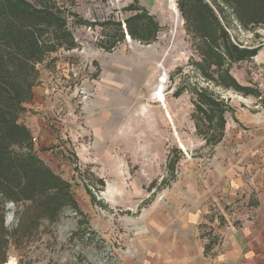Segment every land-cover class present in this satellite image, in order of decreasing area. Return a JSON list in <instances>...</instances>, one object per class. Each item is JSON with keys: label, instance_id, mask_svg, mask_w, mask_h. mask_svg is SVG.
<instances>
[{"label": "rangeland", "instance_id": "374dc122", "mask_svg": "<svg viewBox=\"0 0 264 264\" xmlns=\"http://www.w3.org/2000/svg\"><path fill=\"white\" fill-rule=\"evenodd\" d=\"M55 1L94 24H73V48L50 53L38 66V83L42 69L52 70L48 107L25 102L18 115L30 126L44 118L43 127L53 129L51 142L40 146L34 131L31 144L68 180L80 211L64 207L26 246L9 247L3 264H124L140 229L151 223L147 216L167 211L175 182L210 167L226 122L240 124L236 109L264 114V24L243 27L215 0L231 42L249 54H224L218 65L184 29L176 0H137L158 21L157 36L144 43L124 32L112 49L100 45L118 33L100 23L128 16L124 7L134 0ZM100 91L95 117L90 106ZM203 95L212 97L216 115L201 103ZM8 218L12 227L13 211Z\"/></svg>", "mask_w": 264, "mask_h": 264}, {"label": "trees", "instance_id": "16d2710c", "mask_svg": "<svg viewBox=\"0 0 264 264\" xmlns=\"http://www.w3.org/2000/svg\"><path fill=\"white\" fill-rule=\"evenodd\" d=\"M134 1L124 7L130 11L128 16L100 23L118 33L100 47L112 49L124 32L144 43L157 36L158 21L147 7ZM212 1L216 6L210 0H176L184 29L200 38L204 52L218 65L224 54L249 56L231 42L216 7L224 3L247 27L264 24V0ZM73 24L91 26L94 22L83 20L55 0H0V264L7 260L9 247L19 251L26 246L43 222L60 219L64 207L80 211L70 183L34 152L32 132L18 115L33 96L38 66L50 53L75 45ZM203 96L201 103L216 115L212 97ZM8 202L14 205L12 227L4 220Z\"/></svg>", "mask_w": 264, "mask_h": 264}, {"label": "crops", "instance_id": "0c3cea01", "mask_svg": "<svg viewBox=\"0 0 264 264\" xmlns=\"http://www.w3.org/2000/svg\"><path fill=\"white\" fill-rule=\"evenodd\" d=\"M51 73L41 70L25 107H48ZM98 93L100 101L90 106L95 117L101 114ZM234 115L243 126L226 122L210 167L200 166L201 175L195 168L194 178L191 172L175 182L164 202L167 211L147 216L151 223L140 229L124 264H264V114L236 109ZM43 120L24 123L32 135L37 131L40 146L56 136Z\"/></svg>", "mask_w": 264, "mask_h": 264}, {"label": "water", "instance_id": "95a60500", "mask_svg": "<svg viewBox=\"0 0 264 264\" xmlns=\"http://www.w3.org/2000/svg\"><path fill=\"white\" fill-rule=\"evenodd\" d=\"M126 36H128V35H126ZM12 204L11 203H9L8 204V206L6 207V211H7V213H9V214H12ZM5 218L6 219H9L7 216H5Z\"/></svg>", "mask_w": 264, "mask_h": 264}, {"label": "bare ground", "instance_id": "6f19581e", "mask_svg": "<svg viewBox=\"0 0 264 264\" xmlns=\"http://www.w3.org/2000/svg\"><path fill=\"white\" fill-rule=\"evenodd\" d=\"M9 216V214H7V217ZM9 264H14L13 260L12 259H9L8 261Z\"/></svg>", "mask_w": 264, "mask_h": 264}, {"label": "built area", "instance_id": "2783aa9c", "mask_svg": "<svg viewBox=\"0 0 264 264\" xmlns=\"http://www.w3.org/2000/svg\"><path fill=\"white\" fill-rule=\"evenodd\" d=\"M160 79L162 80V78H160ZM32 140H34V138H33V137H32ZM8 204H9V203H6V205H7V206H8ZM12 207H13V205H12ZM7 221H8V220H7ZM13 222H14V221H13Z\"/></svg>", "mask_w": 264, "mask_h": 264}]
</instances>
